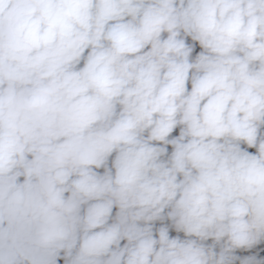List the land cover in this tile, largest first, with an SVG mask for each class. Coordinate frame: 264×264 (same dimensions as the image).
I'll use <instances>...</instances> for the list:
<instances>
[{
    "label": "clouds",
    "instance_id": "clouds-1",
    "mask_svg": "<svg viewBox=\"0 0 264 264\" xmlns=\"http://www.w3.org/2000/svg\"><path fill=\"white\" fill-rule=\"evenodd\" d=\"M0 264H264V0H0Z\"/></svg>",
    "mask_w": 264,
    "mask_h": 264
}]
</instances>
